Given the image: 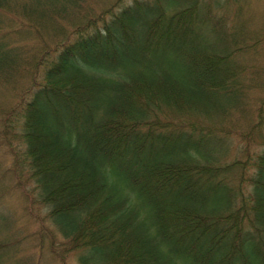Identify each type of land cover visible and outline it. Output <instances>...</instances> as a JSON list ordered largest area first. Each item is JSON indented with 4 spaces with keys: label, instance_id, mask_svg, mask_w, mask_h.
Instances as JSON below:
<instances>
[{
    "label": "trees",
    "instance_id": "16d2710c",
    "mask_svg": "<svg viewBox=\"0 0 264 264\" xmlns=\"http://www.w3.org/2000/svg\"><path fill=\"white\" fill-rule=\"evenodd\" d=\"M248 6L0 0L5 171L46 209L58 259L264 264V26ZM9 232L0 264H31L12 258L35 233Z\"/></svg>",
    "mask_w": 264,
    "mask_h": 264
},
{
    "label": "rangeland",
    "instance_id": "374dc122",
    "mask_svg": "<svg viewBox=\"0 0 264 264\" xmlns=\"http://www.w3.org/2000/svg\"><path fill=\"white\" fill-rule=\"evenodd\" d=\"M248 16L251 18V23L264 26V0H250L248 6ZM21 16V15H20ZM4 19L0 17V21ZM8 21L7 19L5 20ZM10 25V24H7ZM19 41L32 39L26 34L21 35ZM19 80L16 90L21 91L26 87L27 81ZM15 91L10 94V97L16 99ZM10 98L5 96V93H0V108L6 106V101ZM11 164L9 152L0 146V225L6 227L10 232L9 240L17 239V237H25L35 233L33 237H29L18 244V251L15 254L16 260L31 261V264H78L76 261V253H69L63 260L58 259L50 250V237L53 236L52 222L47 218V211L41 207H31L28 204L27 198L24 197L23 191L14 182L10 173L5 169ZM30 207V208H29ZM12 238V239H10ZM11 242V241H7ZM11 255V253H9ZM29 262V261H28Z\"/></svg>",
    "mask_w": 264,
    "mask_h": 264
}]
</instances>
